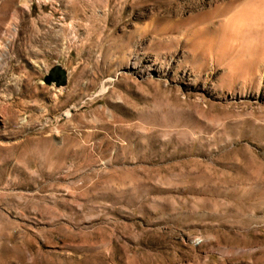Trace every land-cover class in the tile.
Segmentation results:
<instances>
[{"label":"rangeland","instance_id":"rangeland-1","mask_svg":"<svg viewBox=\"0 0 264 264\" xmlns=\"http://www.w3.org/2000/svg\"><path fill=\"white\" fill-rule=\"evenodd\" d=\"M233 1L0 0V264H264V55L217 54Z\"/></svg>","mask_w":264,"mask_h":264},{"label":"bare ground","instance_id":"bare-ground-1","mask_svg":"<svg viewBox=\"0 0 264 264\" xmlns=\"http://www.w3.org/2000/svg\"><path fill=\"white\" fill-rule=\"evenodd\" d=\"M233 2H240L242 6L236 9L232 16L227 19L225 17L221 24L223 26L219 35L221 45L217 53L232 72L236 66L246 64L243 58L246 53L264 55V0ZM261 60L262 58L256 57L255 63L259 65Z\"/></svg>","mask_w":264,"mask_h":264},{"label":"water","instance_id":"water-1","mask_svg":"<svg viewBox=\"0 0 264 264\" xmlns=\"http://www.w3.org/2000/svg\"><path fill=\"white\" fill-rule=\"evenodd\" d=\"M58 71H61V69H58ZM61 72H62V71H61ZM62 73H63V72H62ZM61 79H63V75H61V78H60V79H58L57 81H54L53 78H52V76H51V74H49V75L45 78V83H46L47 85H51L53 82H56V83H57V86H59V85H65V82H64V81L60 83Z\"/></svg>","mask_w":264,"mask_h":264},{"label":"flooded vegetation","instance_id":"flooded-vegetation-1","mask_svg":"<svg viewBox=\"0 0 264 264\" xmlns=\"http://www.w3.org/2000/svg\"><path fill=\"white\" fill-rule=\"evenodd\" d=\"M54 81H57L61 77V73L58 70H55L51 74Z\"/></svg>","mask_w":264,"mask_h":264}]
</instances>
